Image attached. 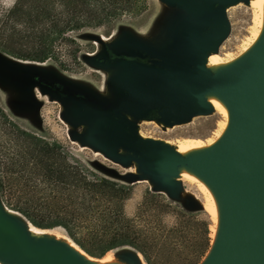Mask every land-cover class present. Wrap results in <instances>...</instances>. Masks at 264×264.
<instances>
[{"label":"rangeland","instance_id":"374dc122","mask_svg":"<svg viewBox=\"0 0 264 264\" xmlns=\"http://www.w3.org/2000/svg\"><path fill=\"white\" fill-rule=\"evenodd\" d=\"M12 5L13 3L10 4L7 0H0V25L6 21L5 16ZM229 6L231 7L227 6V12L224 9L228 32L216 51L221 54L237 53L251 25V11L246 0ZM181 22L189 24L193 20L186 16L183 9L163 0H125V7L122 10L109 15L100 24L66 30L52 44L54 56L42 62L17 58L0 50V108L7 119L40 141L54 143L59 151L66 153L67 161L75 160L98 177L123 185L126 192L122 200L125 216L135 218L134 216L141 211L143 202L150 195L171 202V206L174 204L196 206L190 225L181 232L173 230L178 226L174 210L142 211L141 216L134 219L135 224L141 227L148 225L154 229L148 239L152 245L164 247L161 249L162 255L152 260L151 264H180L188 247L194 241L193 237L198 236L202 222L206 220L208 237L211 239L209 243L212 245L215 223L206 206L204 195L196 185L186 181H176L177 189L172 194L159 179L144 174L136 154L122 144L98 141L95 145L91 144V141L101 140V136L90 132L89 124L84 117L85 107L69 98L53 94L32 75L37 72L47 73L52 79L62 81L65 85L104 101L113 102L115 91L112 89L111 78L121 73L123 70L121 64L129 61L124 59L107 61L108 50L116 53L121 43L128 41L141 42L155 49H170L178 39L177 30ZM19 27L14 29L13 35L8 27L0 28V41L10 43L9 49L12 51L21 49L27 51L32 41L25 38L24 33L16 31ZM124 76L135 77L132 72L125 73ZM91 105L92 103H86L88 108ZM124 115L135 124L140 134L150 135V138H156L159 143L173 149L172 145L181 137L200 136L206 139L213 136L217 123L221 120V116L212 110L195 114L189 120L173 125H165L154 118L139 119L130 114ZM33 147L31 139H26L19 131L0 119V179L4 177L3 162L9 161L14 170L26 169L18 180L22 186L27 184L28 188L26 190L17 188L15 191L7 192L0 186V206L2 209L16 211V215L8 217L23 229L30 225L52 229L49 237L45 236L48 241L61 240L62 237L70 239L62 227H46L57 211L49 208L53 207L55 199L52 197L53 193L40 181V176L35 175L29 180L26 176L31 166L29 153L33 152ZM12 175L18 177L15 173ZM16 201L20 204H16ZM42 201H47L48 206L42 205ZM6 202L25 207L31 213V217L42 226L33 225L21 212ZM35 203L41 207L36 209ZM146 235L143 233L141 238H146ZM135 252L136 249L131 246H118L101 257L115 253L123 264H146L142 255L143 261L140 262ZM207 252L196 264L202 261Z\"/></svg>","mask_w":264,"mask_h":264},{"label":"water","instance_id":"95a60500","mask_svg":"<svg viewBox=\"0 0 264 264\" xmlns=\"http://www.w3.org/2000/svg\"><path fill=\"white\" fill-rule=\"evenodd\" d=\"M163 1L183 9L193 22H181L170 49L121 43L116 54L131 56L134 49L141 50L149 63L121 64V73L111 78L113 102L94 96L97 100L88 108L76 101L86 109L90 132L101 136L90 143L122 144L136 154L143 173L159 179L172 194L177 183L171 176L177 166L193 169L213 189L220 207L216 239L200 264H264V29L244 56L212 73L204 56L227 35L225 7L240 0ZM129 72L135 77L124 76ZM207 91L226 102L229 121L221 137L196 155L182 156L153 138L140 137L124 115L144 119L153 111L150 118L165 125L185 122L212 110L203 97ZM0 259L15 264H83L58 241H35L1 206Z\"/></svg>","mask_w":264,"mask_h":264},{"label":"trees","instance_id":"16d2710c","mask_svg":"<svg viewBox=\"0 0 264 264\" xmlns=\"http://www.w3.org/2000/svg\"><path fill=\"white\" fill-rule=\"evenodd\" d=\"M124 7L125 0H14L5 16L6 21L1 23L0 28L8 27L12 34L14 29L20 26L16 31L24 33L23 36L30 38L32 44L27 51H12L9 49L10 43L0 41V50L17 58L42 62L54 56L52 44L66 30L98 25ZM0 119L19 131L26 139H31L34 146L33 152L29 153L31 166L26 176L28 180L35 175L40 176V181L53 193L52 197L55 199L53 207L49 208L57 211L46 227H62L66 235L84 252L92 256H103L118 246L127 245L135 248L146 264H151L152 260L162 255L161 249L164 247L152 245L148 239L154 229L148 225L141 227L134 223V219L140 217L142 211L174 210L178 226L173 230L181 232L190 225L196 210L195 205L171 206V202L158 199L156 195H150L143 202L142 209L135 218L125 216L122 209V200L126 194L123 185L98 177L75 160L67 161L66 153L59 151L54 143L40 141L27 131L19 129L7 119L1 108ZM3 168L1 189L7 192L17 188L28 189L27 184L22 186L18 180L26 171L25 168L14 170L9 161L3 162ZM14 173L18 174V177L13 176ZM6 204L21 212L33 225L42 226L31 217L25 207L7 202ZM16 204L20 203L16 201ZM34 205L36 209L41 207L38 203ZM42 205L47 207L48 202L42 201ZM197 209L201 210L199 207ZM207 225V220L202 222L198 236L193 237L194 241L180 264H196L209 250L211 239L208 237ZM143 233L147 234L146 238H141Z\"/></svg>","mask_w":264,"mask_h":264},{"label":"bare ground","instance_id":"6f19581e","mask_svg":"<svg viewBox=\"0 0 264 264\" xmlns=\"http://www.w3.org/2000/svg\"><path fill=\"white\" fill-rule=\"evenodd\" d=\"M251 11V25L249 27L248 35L243 39L240 50L237 53H217L218 48L212 52H209L204 56L205 67L211 71L212 73H217L220 70L228 67L242 56H244L257 42L259 39L263 29H264V0H246ZM231 7V6H228ZM227 7L225 8V12ZM22 61V60H20ZM205 101H207L211 105L212 112L218 113L221 116V120L217 123V129H215L214 135L208 137L206 139L199 137H181L175 143L174 149L182 156H191L196 155L198 153L203 152L204 150L211 147L223 134L225 131L228 121H229V111L226 102L215 92L207 91L203 94ZM161 124V123H160ZM81 126V125H80ZM173 127V126H172ZM137 133L142 138H150L148 135L140 134L139 129L136 128ZM188 136V135H187ZM156 140V138H155ZM163 141V140H162ZM170 142V141H168ZM173 180L176 181H186L189 183H193L197 186V188L201 191L206 199V206L212 215L213 221L215 223L214 240L212 241V245L216 239L219 222H220V207L218 199L210 187V185L193 169L190 167L180 164L176 168V174L171 176ZM2 211L6 215H16V211L4 208ZM26 233L31 236L35 241L39 239L45 238V236L49 237V233L52 229H43L34 226H27L24 228ZM57 233V232H56ZM55 233V234H56ZM54 235V233H53ZM58 236V235H56ZM213 237V236H212ZM56 240V239H53ZM66 246L69 250H71L78 257L79 261L83 264H123L121 259H119L116 254H112L108 257L101 256H92L87 254L83 250H81L73 241L66 237H62L61 240H56ZM212 245L208 252L210 251ZM207 252V254H208ZM139 261L142 262L141 254L139 252H135ZM206 254V255H207ZM205 255V256H206ZM205 258V257H204ZM203 258V259H204ZM202 259V261H203ZM201 261V262H202ZM200 262V263H201ZM199 263V264H200ZM0 264H15L8 261H3L0 259ZM131 264V263H130ZM134 264V263H132Z\"/></svg>","mask_w":264,"mask_h":264},{"label":"flooded vegetation","instance_id":"af4514ba","mask_svg":"<svg viewBox=\"0 0 264 264\" xmlns=\"http://www.w3.org/2000/svg\"><path fill=\"white\" fill-rule=\"evenodd\" d=\"M134 55L125 56L122 54H116L111 50H108V54L106 55V60L111 62L115 60H128L133 64H142L148 65L149 59L148 57L144 56V52L141 50H133ZM33 78L38 81L43 87L48 89L53 94H56L61 97L69 98L73 101H77L79 103H90L95 102L97 99L91 97L77 88L70 87L69 85H65L62 81L52 79V76H49L47 73H40L37 72L32 75ZM30 78V75H29ZM154 116V112L151 111L147 114L146 118H150Z\"/></svg>","mask_w":264,"mask_h":264},{"label":"clouds","instance_id":"9594fccd","mask_svg":"<svg viewBox=\"0 0 264 264\" xmlns=\"http://www.w3.org/2000/svg\"><path fill=\"white\" fill-rule=\"evenodd\" d=\"M8 3H14V0H7Z\"/></svg>","mask_w":264,"mask_h":264}]
</instances>
